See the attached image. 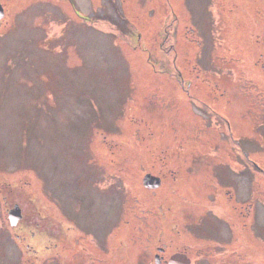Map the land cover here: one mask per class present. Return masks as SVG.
Segmentation results:
<instances>
[{"label": "rangeland", "instance_id": "1", "mask_svg": "<svg viewBox=\"0 0 264 264\" xmlns=\"http://www.w3.org/2000/svg\"><path fill=\"white\" fill-rule=\"evenodd\" d=\"M178 1L187 19L167 0H0V264H75L36 256L76 237L84 250L111 245L137 219L146 232L135 238H176L198 206H179L167 187L159 205L152 190L129 201L130 186L234 161L255 201L239 209L255 263L236 264H264V0ZM207 95L220 97L184 103ZM17 201L47 212L24 220L46 235L10 225Z\"/></svg>", "mask_w": 264, "mask_h": 264}, {"label": "flooded vegetation", "instance_id": "2", "mask_svg": "<svg viewBox=\"0 0 264 264\" xmlns=\"http://www.w3.org/2000/svg\"><path fill=\"white\" fill-rule=\"evenodd\" d=\"M167 2L171 5L172 10L176 14L175 17L179 19L180 16H185L183 15V12L186 11L181 8V4L178 0H173L174 3L171 0H167ZM188 17L189 14L187 13L185 19H187ZM175 19L176 18H174V21ZM178 81L180 82L181 79H178ZM189 84L190 88L191 86L195 85V88L202 90H207L210 87V85L195 83L193 81H189ZM219 97L220 96L207 95L205 96V98L201 99L199 97L191 96V99L184 101V103H198L201 105V107L203 104H205L204 108H209V106L211 105L209 101L214 98L215 102L217 103L216 100ZM207 98H209L208 101ZM216 112L217 111H215V113ZM190 113L191 112L187 111V114ZM218 113L221 112L219 111ZM189 117H191V115ZM191 118L196 119L197 117L193 115V117ZM225 121L226 125L230 128V122L228 118H225ZM220 130L221 132H224V129ZM237 144L238 142L232 143V145L238 150V152H240L241 149ZM128 150H130V148H128ZM128 152L129 154H131L130 151ZM127 166L135 168L134 164L128 163L126 167ZM186 166L187 165H185L183 168L181 167L180 169H177L175 166V169L173 171H175L176 173L178 172V175H175L171 180L167 178L165 179L164 175L167 176L165 172H147L142 176V180L139 184L130 186L129 189L131 190V192L128 197L126 196L127 200L129 201H131V196L142 198L145 195L146 197L144 198L147 199L152 191H158L157 199L154 197V201L153 203H151L154 204L155 201L157 202L159 200H162L159 196V192L162 190V188L164 190L166 187L170 188L173 193L182 201V204L179 206L185 204L189 206H198L196 212H194L195 214L189 216V220L186 219L185 223L182 225L186 228L185 233H182L181 230L178 229V237L176 238H169L168 236L170 235L166 236L167 233H163L166 237L157 239H154V237L135 238V236L138 234L137 228L139 234L146 232L142 221L140 219H137L136 224H127L126 226H124V228L131 226V228H135L136 230H129L132 232H129V234L127 236H124V238H114V243H112L111 245L92 246L84 250L83 248H81V245L79 244L76 237V239H73L74 242L72 243V245H63V251L59 255H37L36 258H59L64 262L68 260L69 256H71L75 264H78V261L80 264L255 263V235H248L247 239H244L243 213L241 210L239 211L242 203H244V200H246L247 198H251L254 201V197H247L246 199H244L243 197V186L245 181L244 177L240 173H238V171L242 169L241 167L245 168L244 164H239L238 161H234L232 165L233 168H229L230 171L220 169L216 171L217 174L206 173L204 170H202L203 174L199 175L200 173L196 174V170L193 169L191 171L190 177L186 175L184 176V173L194 167V162L189 168H185ZM125 172L127 171L125 170ZM136 178H141V176L136 175ZM158 180V185H155ZM254 183V180H250V187H247V189L255 188ZM182 184L188 188L187 191H185V188ZM25 185H28V183H25ZM186 193H189L190 196ZM206 194L208 195L206 196L205 200ZM211 194H214V196H211ZM171 199L174 203L179 200L173 197ZM218 199H220V201ZM30 201H32V203L35 205V202L32 198H30ZM147 203L149 204L150 202ZM13 204V207H15L16 205L19 206L17 208L19 209L20 216L18 218V221L14 225L10 224L11 226L15 228L17 227L16 229L19 230L25 228L28 230L29 228L30 230L28 231H30V236L32 238H36L41 234H47L46 231L50 230L48 226H43L40 229V224L34 223L31 225V222L26 224L24 221L25 219H27L30 213L31 215H33V213L36 212L37 216L39 215L41 218H43L47 215V212L43 213L40 209H38L37 212L36 208L33 207L29 209V214H27L28 212L25 208V202L17 201ZM249 205L251 208H253L255 205V201ZM170 207L172 210L176 209V206H167V208ZM184 207L186 208V206ZM34 219L36 221L35 217ZM252 223L253 221L251 222V224ZM20 236L21 234L17 233L16 237L14 238H16L17 240H21L19 238ZM25 237L26 236L22 237V239L25 240ZM49 239H51V237H49ZM62 239L64 240L65 238ZM48 247H50L49 244H45L46 250ZM101 247H105V249H101ZM77 254L78 256H76ZM175 256H177V258L180 260L173 263L172 260Z\"/></svg>", "mask_w": 264, "mask_h": 264}, {"label": "water", "instance_id": "3", "mask_svg": "<svg viewBox=\"0 0 264 264\" xmlns=\"http://www.w3.org/2000/svg\"><path fill=\"white\" fill-rule=\"evenodd\" d=\"M4 15H5V10H4L2 3L0 2V18H2ZM153 180H155V179H153ZM158 183H159V180L156 182L155 185H158ZM17 207H19V206L16 205L14 208H12L9 211V218H10L11 224H15L18 221V218L20 216V212H19V209ZM179 260L180 259H178L177 256H175L173 258L172 262L175 263L176 261H179Z\"/></svg>", "mask_w": 264, "mask_h": 264}]
</instances>
